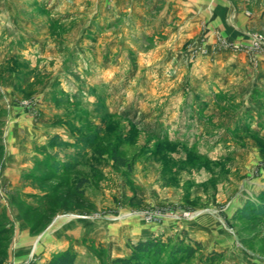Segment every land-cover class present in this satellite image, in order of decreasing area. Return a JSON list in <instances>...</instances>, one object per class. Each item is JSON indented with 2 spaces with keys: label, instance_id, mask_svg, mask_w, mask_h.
<instances>
[{
  "label": "rangeland",
  "instance_id": "1",
  "mask_svg": "<svg viewBox=\"0 0 264 264\" xmlns=\"http://www.w3.org/2000/svg\"><path fill=\"white\" fill-rule=\"evenodd\" d=\"M135 45L134 0H0L2 155L16 141L59 170L73 159L25 183L20 163L0 175V264L68 248L76 264H114L178 235L201 248L171 264H264V81L217 80L201 45L184 60Z\"/></svg>",
  "mask_w": 264,
  "mask_h": 264
},
{
  "label": "crops",
  "instance_id": "2",
  "mask_svg": "<svg viewBox=\"0 0 264 264\" xmlns=\"http://www.w3.org/2000/svg\"><path fill=\"white\" fill-rule=\"evenodd\" d=\"M255 34L264 35V0H134V44L137 43L135 46L141 47L139 42H142L143 45L149 46L148 50L155 47L182 49L180 59L184 60L193 55L191 47L201 45L208 51V55L203 58L213 61L212 71L216 72L217 80L222 78L232 81L241 77L243 80L251 78L264 81V49L256 53L250 50ZM226 42L237 43L242 46V50L228 48ZM194 58L198 62L202 56L197 54ZM260 86L263 89L264 83ZM14 107L17 108L16 105ZM21 120L16 119L14 124L9 126L10 131L17 126L19 128ZM9 143L12 157L7 155V150L2 155L0 175L17 174L12 172L11 168L20 163L18 173L24 183L28 179H35L32 171L35 174L42 171L37 162L41 161L43 154L34 151L24 152L22 156L16 155L14 152L18 148L11 146L16 144V141ZM28 146L29 144H26L25 147ZM14 189L16 192L11 200L14 206L18 207V221H21L25 216L21 208L27 201L18 196L17 192L21 193L23 189ZM23 221L24 219L21 223Z\"/></svg>",
  "mask_w": 264,
  "mask_h": 264
},
{
  "label": "trees",
  "instance_id": "3",
  "mask_svg": "<svg viewBox=\"0 0 264 264\" xmlns=\"http://www.w3.org/2000/svg\"><path fill=\"white\" fill-rule=\"evenodd\" d=\"M2 150L3 146L0 145V160L2 157ZM112 158L115 160L116 163L120 165H125L127 162L119 155L116 148L112 149L111 153ZM50 157V156H49ZM51 161L48 163H44L38 161V165L42 167V171L37 174L32 172V175L36 179L47 178L50 173H45L44 169L53 170L55 175H61L64 172L70 170L73 167V159L62 164L63 170L58 169V165L60 164L57 157L49 158ZM39 167V166H38ZM40 167V168H41ZM254 209V208H253ZM255 210V209H254ZM8 214L6 215L4 211H0V222H5L8 220ZM261 217H258V219ZM186 238L183 235L174 236H151L148 239L140 240L134 245V253L132 256L129 257H121L114 260V264H146L147 260H154L157 262L156 264H161V257L162 255L165 256V260L167 264H171L174 262H181L183 260H190L192 259L195 254L201 248V244L198 241H186ZM220 256V253H212L208 257H204L205 264H210V262H215ZM77 254L72 249H66L56 255H54L46 264H76ZM145 259V260H144Z\"/></svg>",
  "mask_w": 264,
  "mask_h": 264
},
{
  "label": "built area",
  "instance_id": "4",
  "mask_svg": "<svg viewBox=\"0 0 264 264\" xmlns=\"http://www.w3.org/2000/svg\"><path fill=\"white\" fill-rule=\"evenodd\" d=\"M225 45L229 48H233L235 50H242V46L238 45L237 43H225ZM264 49V35L262 34H255L254 35V40L251 45L250 50L253 53H256V51L260 52Z\"/></svg>",
  "mask_w": 264,
  "mask_h": 264
}]
</instances>
